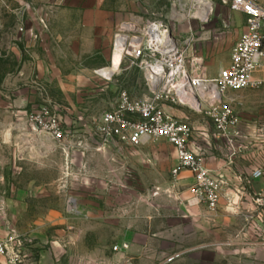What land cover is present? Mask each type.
<instances>
[{
    "label": "rangeland",
    "instance_id": "rangeland-1",
    "mask_svg": "<svg viewBox=\"0 0 264 264\" xmlns=\"http://www.w3.org/2000/svg\"><path fill=\"white\" fill-rule=\"evenodd\" d=\"M208 1L202 22L196 0H0V239L15 237L9 254L18 256L0 264H264V180L216 177L220 201L210 212L173 194L167 141L105 146L96 134L121 93L150 97L134 62H115L122 23L162 21L209 80L228 65L245 18L229 0ZM46 96L75 147L20 161L15 129ZM228 96L239 120L232 144L204 111L163 105L206 130L216 165L264 174V86Z\"/></svg>",
    "mask_w": 264,
    "mask_h": 264
},
{
    "label": "built area",
    "instance_id": "built-area-1",
    "mask_svg": "<svg viewBox=\"0 0 264 264\" xmlns=\"http://www.w3.org/2000/svg\"><path fill=\"white\" fill-rule=\"evenodd\" d=\"M229 6L244 16L246 29L232 47L228 65L212 80L188 61L187 43L174 36L162 21L143 23L131 19L122 23L114 36L113 52L118 49L122 60L134 62L143 74L150 97L135 100L123 92L116 108L103 114L96 124V134L105 146L141 147L159 140L171 144L177 162L172 177H178L181 171L189 172L193 177L192 203L204 204L210 212L218 209L221 183L205 168L201 149L190 147L192 128L174 118L163 104L204 111L228 143L239 137V120L228 93L264 86V0H229ZM38 87L45 96L44 87ZM15 130L20 161L25 156H47L75 147L65 141L57 109L47 96L44 104L26 114ZM262 176L258 170L252 174L253 178ZM13 242L15 237L0 239V258L8 257L13 262L17 259V255L9 254Z\"/></svg>",
    "mask_w": 264,
    "mask_h": 264
},
{
    "label": "crops",
    "instance_id": "crops-1",
    "mask_svg": "<svg viewBox=\"0 0 264 264\" xmlns=\"http://www.w3.org/2000/svg\"><path fill=\"white\" fill-rule=\"evenodd\" d=\"M237 14L243 16L240 13H237ZM171 115L173 116V114ZM183 117H178L177 119L182 122H185L192 128L193 135L190 141V147L192 149L194 148L201 149L202 157H203V164L205 168L209 171L210 176H212L213 178L218 177L224 183H227V182L241 183L243 181H246L247 183L255 182V184L258 185L260 181L264 180L263 172H262L263 176L260 178H253L252 177L253 173L251 172L250 173L247 172L246 177H243L242 175H239L236 172H234V170L230 169L229 167L224 166L225 168H223L221 165L220 166L216 165V154L214 153V151H216V146L215 144H210L207 141V139L209 138V135L207 134L206 130L204 128H201L200 130L198 128L197 129L193 128V126H191V124L189 123L188 118L185 117L184 119ZM196 130H198L199 132H195ZM202 141L205 143L202 144ZM176 164L177 162H176V157H175V163L172 169L176 167ZM173 179H174L173 194L175 196L180 194V196L182 197L190 198L191 197L190 188L193 186L192 175L187 171H181L178 177L173 178ZM259 185L263 186V183ZM156 192H158V190H156Z\"/></svg>",
    "mask_w": 264,
    "mask_h": 264
},
{
    "label": "bare ground",
    "instance_id": "bare-ground-1",
    "mask_svg": "<svg viewBox=\"0 0 264 264\" xmlns=\"http://www.w3.org/2000/svg\"><path fill=\"white\" fill-rule=\"evenodd\" d=\"M196 3L198 5V11L193 16V18H198L202 22L206 21L208 15L210 13V10H211V4L209 3L208 0H196ZM114 52L117 53L116 56H115V58H116L115 62L116 63L118 61L119 55H121V63H120V65H121L122 64V54H121V52L118 49H116ZM114 52H113V54H114Z\"/></svg>",
    "mask_w": 264,
    "mask_h": 264
}]
</instances>
